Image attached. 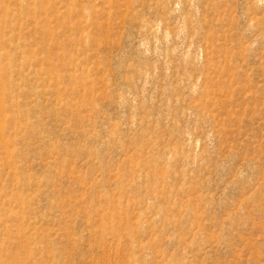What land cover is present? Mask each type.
Listing matches in <instances>:
<instances>
[{"label":"rangeland","instance_id":"374dc122","mask_svg":"<svg viewBox=\"0 0 264 264\" xmlns=\"http://www.w3.org/2000/svg\"><path fill=\"white\" fill-rule=\"evenodd\" d=\"M0 264H264V0H0Z\"/></svg>","mask_w":264,"mask_h":264}]
</instances>
